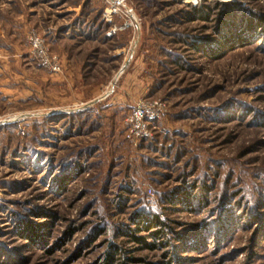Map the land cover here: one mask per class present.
Returning <instances> with one entry per match:
<instances>
[{
    "label": "rangeland",
    "instance_id": "374dc122",
    "mask_svg": "<svg viewBox=\"0 0 264 264\" xmlns=\"http://www.w3.org/2000/svg\"><path fill=\"white\" fill-rule=\"evenodd\" d=\"M190 1L126 0L120 30L101 0H0V118L37 114L0 125V264H264V0ZM142 98L167 109L139 140Z\"/></svg>",
    "mask_w": 264,
    "mask_h": 264
},
{
    "label": "built area",
    "instance_id": "2783aa9c",
    "mask_svg": "<svg viewBox=\"0 0 264 264\" xmlns=\"http://www.w3.org/2000/svg\"><path fill=\"white\" fill-rule=\"evenodd\" d=\"M197 4L196 1L182 0ZM227 1V0H225ZM105 6V21L109 22L113 16H121L124 18V25L119 28L132 27L136 28L139 23L135 17L132 8L127 5L126 0H101ZM186 2V3H188ZM117 28L112 29L107 36L114 34ZM29 44L30 55L36 64L43 70L58 75L62 73V61L59 56L53 54L44 38L35 30L29 31L26 35ZM167 106L166 102L161 99H140L131 107L130 113L125 120V129L129 136L134 139L143 140V138H151L154 124L164 116ZM35 115L31 113H19L18 115H8L0 118V125L5 123H15L32 119ZM46 116L48 114H45Z\"/></svg>",
    "mask_w": 264,
    "mask_h": 264
},
{
    "label": "crops",
    "instance_id": "0c3cea01",
    "mask_svg": "<svg viewBox=\"0 0 264 264\" xmlns=\"http://www.w3.org/2000/svg\"><path fill=\"white\" fill-rule=\"evenodd\" d=\"M3 59V61H0V81L3 80L0 82V108H2L3 105L8 106L11 102H17L18 94L20 93L16 88L8 86V79L6 77L7 75L5 73L3 74V71H5L8 67L6 65L8 60L7 57Z\"/></svg>",
    "mask_w": 264,
    "mask_h": 264
},
{
    "label": "trees",
    "instance_id": "16d2710c",
    "mask_svg": "<svg viewBox=\"0 0 264 264\" xmlns=\"http://www.w3.org/2000/svg\"><path fill=\"white\" fill-rule=\"evenodd\" d=\"M225 8L227 9H230L232 8L233 5H223ZM144 226L142 227V229L145 231L146 230H150L152 228H157V227H161L163 225V222L159 221L157 218H146L144 221ZM158 235L157 233H152L151 236H154V235ZM138 241H143V239H138ZM114 262V258L112 255H109L107 260H106V263L105 264H112Z\"/></svg>",
    "mask_w": 264,
    "mask_h": 264
},
{
    "label": "water",
    "instance_id": "95a60500",
    "mask_svg": "<svg viewBox=\"0 0 264 264\" xmlns=\"http://www.w3.org/2000/svg\"><path fill=\"white\" fill-rule=\"evenodd\" d=\"M126 64H127V62H125V64L123 65V67L120 69V72L116 75L114 82H116L117 79H118V77L124 72V69L126 67ZM96 102H97V99L95 101H93L91 104H94Z\"/></svg>",
    "mask_w": 264,
    "mask_h": 264
}]
</instances>
